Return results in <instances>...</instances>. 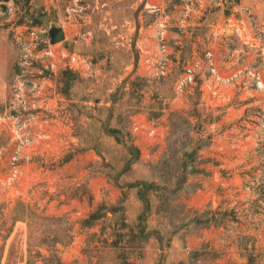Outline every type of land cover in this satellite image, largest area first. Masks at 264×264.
<instances>
[{
    "label": "rangeland",
    "instance_id": "374dc122",
    "mask_svg": "<svg viewBox=\"0 0 264 264\" xmlns=\"http://www.w3.org/2000/svg\"><path fill=\"white\" fill-rule=\"evenodd\" d=\"M146 1L0 0V264H264V0Z\"/></svg>",
    "mask_w": 264,
    "mask_h": 264
},
{
    "label": "built area",
    "instance_id": "2783aa9c",
    "mask_svg": "<svg viewBox=\"0 0 264 264\" xmlns=\"http://www.w3.org/2000/svg\"><path fill=\"white\" fill-rule=\"evenodd\" d=\"M146 7L151 10H154L156 8V6L154 4H151L149 0L146 1ZM235 23L236 24H233V27L235 28V32L238 34L239 39L247 47L255 48L258 52L257 54L259 55V57L264 61V23L255 24L251 19L248 20L246 24L243 23L241 26L240 24L242 23V20L236 19ZM140 50L143 54L148 55L149 49L143 47L140 48ZM145 59L149 60L148 56H146ZM71 60L73 62H76L75 56H72ZM211 72L213 73L214 77L219 79L218 74H215L214 67H211ZM248 73L252 76V80H255V83L259 88H264V80L259 73L255 74L251 71H249Z\"/></svg>",
    "mask_w": 264,
    "mask_h": 264
},
{
    "label": "water",
    "instance_id": "95a60500",
    "mask_svg": "<svg viewBox=\"0 0 264 264\" xmlns=\"http://www.w3.org/2000/svg\"><path fill=\"white\" fill-rule=\"evenodd\" d=\"M8 2L9 0H3ZM48 39L50 44H54L64 39V32L62 29L57 27H51L48 31Z\"/></svg>",
    "mask_w": 264,
    "mask_h": 264
},
{
    "label": "trees",
    "instance_id": "16d2710c",
    "mask_svg": "<svg viewBox=\"0 0 264 264\" xmlns=\"http://www.w3.org/2000/svg\"><path fill=\"white\" fill-rule=\"evenodd\" d=\"M58 264H60V263H58Z\"/></svg>",
    "mask_w": 264,
    "mask_h": 264
}]
</instances>
